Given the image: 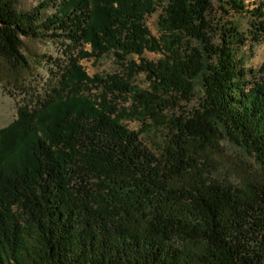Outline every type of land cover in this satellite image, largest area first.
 <instances>
[{
    "label": "trees",
    "instance_id": "16d2710c",
    "mask_svg": "<svg viewBox=\"0 0 264 264\" xmlns=\"http://www.w3.org/2000/svg\"><path fill=\"white\" fill-rule=\"evenodd\" d=\"M219 1L246 31L214 0H0V57L28 68V39L64 56L0 129V264H264V185L220 181L190 149L226 138L264 171V63L238 56L264 41V3ZM164 2L157 38L146 19ZM106 54L126 77L82 69ZM198 79L199 107L176 115ZM124 120L167 127L161 153Z\"/></svg>",
    "mask_w": 264,
    "mask_h": 264
},
{
    "label": "rangeland",
    "instance_id": "374dc122",
    "mask_svg": "<svg viewBox=\"0 0 264 264\" xmlns=\"http://www.w3.org/2000/svg\"><path fill=\"white\" fill-rule=\"evenodd\" d=\"M40 1L42 0H19V3L24 8L34 7ZM242 1L248 9H252L259 3H264V0ZM220 4L219 0H214L213 17L217 21L221 19L224 22L231 21L237 23L241 30L246 31L249 27L248 16L243 13L236 14L233 10H230L229 14L224 15L219 9ZM164 5L165 2L162 6L158 7L155 13L149 15L146 19L148 29L157 38L163 36V32L159 28V19L163 13ZM226 7L229 6L226 5ZM49 10L53 9L50 8ZM86 49L91 52L90 44L86 45ZM24 53L29 61V66L26 69L14 68L5 59L0 57V129L16 120L18 107L25 102V95H27L25 93H31L35 89H42L44 82L52 76L51 69H55V66L51 63V59H61L64 57L59 41L48 39L26 40ZM143 56L148 60L157 62L163 54L145 51ZM238 56L244 59V64L247 68L258 69L264 63V41L256 44L247 43L239 50ZM128 60L139 62V56L131 55L128 57ZM80 64L89 76L115 73H119L124 77L127 76V69L120 66L111 54H106L100 58L95 56L84 57L80 60ZM130 82L142 88L149 86L144 73L132 76ZM203 94L204 90L201 80L198 79L192 99L190 101H181V107L177 108L178 112L176 115L185 114L198 108ZM147 123L150 125L145 127L144 124L138 121L124 120V124L129 129L135 131L143 130L141 132V139L145 145L156 154H160L169 138L167 127L155 126L150 121H147ZM190 149L201 166L220 181L236 186H246L248 183L264 185V171L258 162L229 139L222 138L220 141L210 145L192 141Z\"/></svg>",
    "mask_w": 264,
    "mask_h": 264
}]
</instances>
